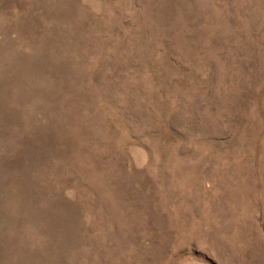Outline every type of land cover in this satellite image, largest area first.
I'll return each instance as SVG.
<instances>
[{
	"label": "rangeland",
	"instance_id": "obj_1",
	"mask_svg": "<svg viewBox=\"0 0 264 264\" xmlns=\"http://www.w3.org/2000/svg\"><path fill=\"white\" fill-rule=\"evenodd\" d=\"M0 264H264V0H0Z\"/></svg>",
	"mask_w": 264,
	"mask_h": 264
},
{
	"label": "bare ground",
	"instance_id": "obj_2",
	"mask_svg": "<svg viewBox=\"0 0 264 264\" xmlns=\"http://www.w3.org/2000/svg\"><path fill=\"white\" fill-rule=\"evenodd\" d=\"M249 205V204H248ZM233 246V245H232Z\"/></svg>",
	"mask_w": 264,
	"mask_h": 264
}]
</instances>
